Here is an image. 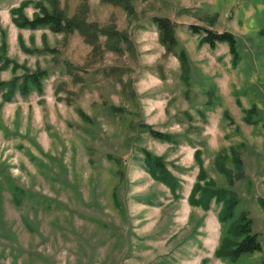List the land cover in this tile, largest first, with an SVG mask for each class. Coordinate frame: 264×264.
<instances>
[{
  "label": "rangeland",
  "instance_id": "obj_1",
  "mask_svg": "<svg viewBox=\"0 0 264 264\" xmlns=\"http://www.w3.org/2000/svg\"><path fill=\"white\" fill-rule=\"evenodd\" d=\"M21 1L0 0V82L46 74L40 93L4 99L0 87V264H264V0H59L63 16L117 32L95 44L17 26ZM30 1L29 18L41 0ZM153 16L174 23L177 49L159 43ZM190 24L234 34L237 63ZM195 149L204 180L236 194L261 251L214 255L232 221H219L221 203L188 202ZM145 150L178 178L177 197L147 172Z\"/></svg>",
  "mask_w": 264,
  "mask_h": 264
},
{
  "label": "trees",
  "instance_id": "obj_2",
  "mask_svg": "<svg viewBox=\"0 0 264 264\" xmlns=\"http://www.w3.org/2000/svg\"><path fill=\"white\" fill-rule=\"evenodd\" d=\"M43 1H46L49 4V7H46L43 4ZM43 1L41 0L37 2L39 12L29 18L24 14L23 9L31 1L22 0L18 7L11 9L14 23L19 27H26L30 29L47 27L53 32L69 33L76 30L84 36L86 42L91 44L98 42L99 34L104 35L107 39L113 37L114 34H117L112 27L98 29L94 23L87 22L85 18L80 16V14L72 17L63 16V13L59 8V0ZM104 1L115 4H125L128 0ZM151 20L156 26L158 41L165 48V51H173L177 49L178 40L175 35L174 23L163 16H153ZM189 28L191 32L201 35V43H206L211 48L216 47L218 43H226L229 53L232 56V63L234 65L237 63L239 51L237 39L234 34L228 31H213L197 24H190ZM120 35L123 36V34ZM175 55L180 61L182 70L187 71L188 62L185 51L182 49ZM5 62H7V60H5ZM45 74V70L39 69L35 73L23 76L20 83L17 82V78H13L8 82H0V87L4 86L6 88L2 94L3 98L9 99L16 89L22 95L29 93L31 89H35L40 93L42 91L41 79ZM255 110V106L247 109V115L245 116L246 121L251 119L252 113ZM147 128L153 137L163 141H172L170 134L154 130L151 126H147ZM230 151L234 166L237 171L241 173V169H243L242 160L240 159L238 152L235 151L234 147H231ZM193 153L197 161L200 163V167L196 174V180L190 189L188 202L191 205H200L203 209L209 208L211 200L215 203H221L222 206L218 212L219 221L221 223L232 221L229 230H227V232L222 236L218 247L214 250V255L219 258L226 257L231 261H236L244 254H252L254 252L261 251L262 245L257 235L252 232L251 229V218L245 211H241L237 215L234 213V209L238 202L236 194L226 188L217 187L211 180L205 181V173L201 164L199 149H195ZM226 155L227 154L225 152L221 158L226 157ZM143 160L147 172L154 179L162 181L168 187L171 194L174 197H177V190L180 188L179 180L170 171H168L163 159L161 157H156L149 151L145 150ZM221 166L219 167L221 171L228 175V169ZM198 192L200 193L199 197L197 196ZM261 202L264 206V201L261 200ZM205 260L206 259H203V261Z\"/></svg>",
  "mask_w": 264,
  "mask_h": 264
}]
</instances>
